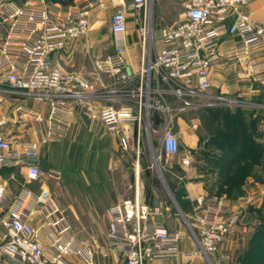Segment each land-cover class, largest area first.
Returning a JSON list of instances; mask_svg holds the SVG:
<instances>
[{
	"label": "built area",
	"instance_id": "built-area-1",
	"mask_svg": "<svg viewBox=\"0 0 264 264\" xmlns=\"http://www.w3.org/2000/svg\"><path fill=\"white\" fill-rule=\"evenodd\" d=\"M120 4L110 17L109 26L114 35V51L98 62L96 73L86 77L67 71L57 64L52 55L67 48L70 39L88 35L91 29L92 8L104 7L105 0H78L69 10H61L35 1L23 3L16 0H0V84L16 89L40 93L50 101L51 113L47 137L60 138L68 130L64 119L67 111L82 105L92 112L93 93L100 87L99 73H109L116 77L114 89L107 103L99 109L101 121L109 126L122 127L121 141L125 147L130 135L126 133L131 124L138 127L153 109L168 110L169 107L156 101L159 93L158 81L171 85L174 93L183 100L184 107L202 108L198 99L207 97V106L239 105L236 97L207 94L211 87L210 71L221 54L219 43L222 37L240 35L242 44L239 54L261 43L264 26L250 17L246 7L251 0H180L186 9V19L179 24L162 26L159 37L165 46L158 54H153L156 26L148 24L146 13L154 0H129ZM129 9H144L143 51L138 71L128 70L125 56V40L128 30ZM230 15V24L215 21ZM25 37L21 44L13 39ZM113 85V84H112ZM120 91V92H119ZM38 122L44 117L35 113ZM8 122L6 115L0 116V170L5 167H24L28 182L40 179L42 170L38 164L39 151L35 141L27 142L22 148L13 147L4 134ZM181 142L174 128L168 123L164 130L161 152L174 156L180 152ZM194 157L183 159L190 165ZM51 176L60 178L59 171H51ZM6 185L0 182V205L5 199ZM51 193L44 189L37 197L40 205H49ZM198 199V203H202ZM203 207V206H202ZM200 207L188 216V228L195 238L200 254L210 263L211 255L218 251L220 242L229 232L228 222L222 218V206ZM58 208L45 211V223L51 228L53 250H47L39 239L38 231L29 221V210H9L1 216L0 264H76L69 256L77 253L93 264L91 251L76 248L75 238L70 234V225L63 214L57 215ZM159 207L141 201L140 195L133 200H121L108 209L109 243L117 247L124 256L123 264H150L154 261L170 260L180 254L181 230H169L164 221L159 220ZM57 215V216H56ZM194 219L195 223H191ZM196 225V227H195ZM227 263L223 256L219 264Z\"/></svg>",
	"mask_w": 264,
	"mask_h": 264
},
{
	"label": "crops",
	"instance_id": "crops-1",
	"mask_svg": "<svg viewBox=\"0 0 264 264\" xmlns=\"http://www.w3.org/2000/svg\"><path fill=\"white\" fill-rule=\"evenodd\" d=\"M16 1L29 2V4L31 2V0ZM32 1H35L39 7L46 4V0ZM122 1L126 3L129 0ZM170 1L178 2L179 0ZM120 2V0H114L113 5L117 8ZM246 9L253 20L264 26V0H251ZM142 11L144 9H129L127 11L128 29L131 22L129 19H134L138 30L142 31L145 19V11L143 15ZM167 12L170 13L171 9L163 10L160 14ZM233 16L230 15L220 21L216 20L214 25L230 24ZM110 17L111 13H106L99 5L93 7L90 15L91 29L88 35L70 39L67 48L52 55L53 60L67 71L76 72L86 77L96 73L97 63L104 61L114 49V40L111 39L113 33L109 26ZM172 25L174 24L171 23L167 26ZM155 26L157 31L153 42V54H158L165 46L158 32V29L164 25L156 23ZM25 40V37H18L13 39V42L21 44ZM241 44L242 39L238 34L221 38L219 43L221 56L211 68V87L207 91V94L213 97L218 95L236 97L241 101L239 105L207 106V97L203 96L195 99L202 102V108L197 109L190 106L185 108L183 100L174 93L171 85L158 81L157 85L161 90L155 96L156 101L169 109H153L146 115L140 127L131 124L129 130H126L130 137L137 140L140 152L141 145L144 146L149 137L153 138L159 133H163L168 123L178 125L174 128L181 142L179 153H181L183 169L182 179L188 198L193 203L200 198L206 199L204 204L212 201L207 204L225 207L231 211L225 216L228 219L236 217L238 220L237 223L233 220L235 226L228 232L222 243V250L225 251H231L234 246H237L235 242L242 236H245L247 240L252 238L257 225L262 220L261 215L264 211V36L262 42L253 45L246 54L238 53ZM142 51V39L127 30L125 56L129 71L139 70ZM115 80L116 77H112L109 73H99L100 87L93 93L91 100L94 110L88 112L82 105H77L67 111L64 119L68 124V130L63 134V137H47L49 105L42 101L36 103L38 107L36 113H42L44 116L42 122L34 119L32 114H27L28 118L32 120V125L27 128L26 121L29 119L16 121L12 111V117H8V122L4 127L5 136L15 148L20 149L27 142H37L38 164L41 167L42 175L39 180L28 182L24 167H5L0 170V182L6 185L7 189L5 199L0 205V220L1 216L8 213L9 210L28 208V219L38 231L39 239L45 249L52 251L54 248L50 236L51 228L46 225L43 213L58 208L57 215L63 214L70 225V234L75 238L76 248L91 251L93 264L124 263L122 252L111 245L108 239V209L123 198L119 196L117 201L107 206L105 214L107 226L103 231L105 235L103 241L87 243L75 233L68 217L71 211H76L77 203L84 204L87 208L91 204L86 199V202L75 199L71 202L68 201L67 204L65 198L62 197L64 189L70 188V185L66 183L67 173L72 172L75 178H78L79 174L77 172L79 169L71 170L70 165L67 166L64 163L69 160L76 163L75 160L81 150L85 148L86 142L96 138L99 129H103L104 124L100 119L99 109L107 103V98L113 95L114 89L120 87V84L114 83ZM2 106L3 102L0 98V113H4L1 112ZM209 114L213 115L214 125L217 128L214 133L208 131L204 121ZM202 154L219 156L221 158L220 166L214 169L205 167L203 160L198 159ZM188 155L194 157L193 162L190 165L182 164L183 159ZM19 170L24 181H10L16 183L12 186L5 178L7 176L14 178L15 172ZM51 171L60 172V178H57L59 181L50 175ZM239 171L244 173L240 184L244 192L239 196L230 195L228 198V193L222 189L239 186L235 183L239 178L237 176ZM79 172L81 174V171ZM55 180L58 185H54L55 187L51 191L52 199L49 201V205H40L37 197L44 189L51 188V183L56 182ZM35 186H37V190H34ZM211 187L214 188V193L209 192ZM136 194L139 195V192ZM167 216L170 215L164 214L157 218L164 221L169 230L179 229L182 231L183 237L179 243L181 252L170 260H157L150 264H204L195 238L190 230L182 226L180 217H176V214L171 215L173 220L168 221ZM226 221L228 222L227 219ZM244 221L245 223H243ZM0 230H3L1 221ZM69 258L76 264H89L85 256L77 253L71 254Z\"/></svg>",
	"mask_w": 264,
	"mask_h": 264
},
{
	"label": "rangeland",
	"instance_id": "rangeland-1",
	"mask_svg": "<svg viewBox=\"0 0 264 264\" xmlns=\"http://www.w3.org/2000/svg\"><path fill=\"white\" fill-rule=\"evenodd\" d=\"M75 1L46 0V4L65 11L74 7ZM105 1V6L101 8L106 13H111L112 15L116 10L115 5H113L114 0ZM170 9V13L160 14L161 11H168ZM143 13L144 11H142V15ZM146 16L148 24H151V26L156 23H162L164 26L171 25V23L176 25L186 19V9L184 3L180 0L178 2L154 0L148 8ZM129 20L131 22L128 31L142 39L143 31L138 30L134 19ZM111 39L115 40L113 34L111 35ZM40 96L38 92L16 89L9 85L0 84V98L3 102L1 112H4L0 113V116L6 115L7 117H12L13 111L16 121L29 119L27 114H35L38 111L36 103L42 101L49 105L47 117L50 118V101ZM40 114L43 116L42 113ZM33 117L36 119L35 115ZM26 123L28 128L32 125V120L29 119ZM177 126L174 125L175 128ZM102 127L103 129H99L96 138L86 142L85 148L81 150L75 160L76 163L70 160L64 163L67 166L70 165L71 170L79 169L81 174L77 171L79 173L78 178H75L72 172L67 173L66 183L70 185V188L64 189L62 197L65 198L67 204L68 201L71 202L75 199L83 202L87 200L91 204L87 208L86 205L77 203L75 205L76 211L70 210L71 212L69 213L68 220L75 233L82 240L87 243H101L103 241L105 238L103 231L107 226L105 218L107 206L117 201V197L119 196L124 200H133L137 195L136 193L139 192L143 203L159 207L160 213L158 216H163L164 214L170 215L167 218L168 221H171L173 220L172 216L176 214V217H180L182 226L188 230V216L194 214L202 206L208 207L213 205L207 204L212 201L204 204L206 202L204 198H200L203 201L199 204L198 200L193 203L188 198V194L186 198L183 197V194L187 193V190L182 179L181 153L174 156H166L161 152L163 131V133H159V135L153 138L149 137L148 141L145 140V145H141L139 152L138 143L135 138H129L127 147L123 145L121 141L123 134L122 127L106 124ZM182 164L184 163L182 162ZM6 179L9 180V183L15 180L24 181L20 170L15 172L14 178L7 176ZM56 180L59 181L57 178ZM57 181L51 183V188L47 189L50 193L58 185ZM11 185L14 186L16 183H11ZM34 190H37V186L34 187ZM241 190V193L236 196L243 194L244 189ZM209 192L214 193V188L211 187ZM230 195L228 193V198ZM67 212L69 211L67 210ZM230 212L225 209L221 212L222 218L228 220L229 232L235 226L233 220L236 223L238 222L236 217L228 219L225 216ZM190 221L191 223H195L194 219H190ZM258 228H264V221L261 220L259 222L256 229ZM255 235L256 230L252 238L248 240L245 236H242L235 242L237 246H234L231 251L222 250L225 236L218 246V251L211 255L213 263H210L209 259L203 254L202 261H204V264H219L221 258L226 256L227 263L225 264H264V238L262 239Z\"/></svg>",
	"mask_w": 264,
	"mask_h": 264
},
{
	"label": "trees",
	"instance_id": "trees-1",
	"mask_svg": "<svg viewBox=\"0 0 264 264\" xmlns=\"http://www.w3.org/2000/svg\"><path fill=\"white\" fill-rule=\"evenodd\" d=\"M204 121L206 122V126H207V129L209 132L211 133H214V131L217 129L214 125V118H213V115L212 114H209L205 117ZM201 158L204 162V165L205 167L207 168H216V167H219L220 164H221V158L219 156H212V155H209V154H202L201 156L198 157V159ZM239 178L237 179V181L235 182L237 185H239L238 187L234 188V187H230V188H224L222 189L223 191L231 194V195H234L236 196L237 194H240L241 193V187H240V184H241V179L243 178L244 176V173H242L241 171L238 172V175ZM240 179V180H239ZM187 196V193L183 194V197L186 198ZM262 221H264V211L262 212ZM256 237H259V238H264V228H258L256 229Z\"/></svg>",
	"mask_w": 264,
	"mask_h": 264
}]
</instances>
